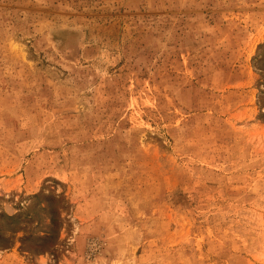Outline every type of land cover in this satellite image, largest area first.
<instances>
[{
    "label": "rangeland",
    "instance_id": "obj_1",
    "mask_svg": "<svg viewBox=\"0 0 264 264\" xmlns=\"http://www.w3.org/2000/svg\"><path fill=\"white\" fill-rule=\"evenodd\" d=\"M0 264H264V0H0Z\"/></svg>",
    "mask_w": 264,
    "mask_h": 264
}]
</instances>
